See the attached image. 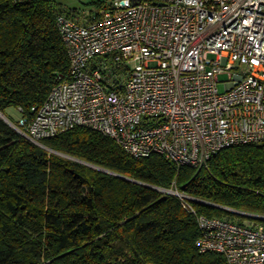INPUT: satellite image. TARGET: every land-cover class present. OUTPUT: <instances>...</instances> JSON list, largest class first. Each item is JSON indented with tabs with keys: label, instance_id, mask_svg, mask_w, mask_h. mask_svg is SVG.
I'll return each instance as SVG.
<instances>
[{
	"label": "trees",
	"instance_id": "1",
	"mask_svg": "<svg viewBox=\"0 0 264 264\" xmlns=\"http://www.w3.org/2000/svg\"><path fill=\"white\" fill-rule=\"evenodd\" d=\"M74 11L61 0H0V112L8 119L9 108L42 104L67 71L57 15ZM42 145L0 115V264H228L200 250L197 215L162 189L198 199L190 200L198 215L264 225L218 207L264 216V143L226 148L201 168L157 153L134 158L86 126Z\"/></svg>",
	"mask_w": 264,
	"mask_h": 264
},
{
	"label": "built area",
	"instance_id": "2",
	"mask_svg": "<svg viewBox=\"0 0 264 264\" xmlns=\"http://www.w3.org/2000/svg\"><path fill=\"white\" fill-rule=\"evenodd\" d=\"M103 1L93 20L57 15L69 67L42 104L18 108L20 134L42 146L86 126L134 158L157 153L196 168L264 143V0ZM162 190L197 215L202 252L264 264L263 224L198 215V199Z\"/></svg>",
	"mask_w": 264,
	"mask_h": 264
},
{
	"label": "rangeland",
	"instance_id": "3",
	"mask_svg": "<svg viewBox=\"0 0 264 264\" xmlns=\"http://www.w3.org/2000/svg\"><path fill=\"white\" fill-rule=\"evenodd\" d=\"M65 2L69 8L75 10L74 15L71 16L77 20H80L81 22H84L87 18L89 19L93 15L100 12V8L97 5L91 4L90 2L92 0H61ZM210 58L214 59L216 58L215 55H210ZM222 79H226L227 75H222ZM220 89L224 90L223 83L220 84ZM7 115L9 116L10 120L13 123L18 122L19 118L21 117V113L17 108H9L7 110ZM250 220L245 219V222H249Z\"/></svg>",
	"mask_w": 264,
	"mask_h": 264
},
{
	"label": "water",
	"instance_id": "4",
	"mask_svg": "<svg viewBox=\"0 0 264 264\" xmlns=\"http://www.w3.org/2000/svg\"><path fill=\"white\" fill-rule=\"evenodd\" d=\"M0 115L12 126L15 128V126L13 125V123L11 122L10 119H8L4 114H2L0 112ZM43 146V145H42ZM88 164V163H87ZM93 166V165H92ZM95 168H98L97 166H93ZM99 169V168H98ZM103 171H108V170H105V169H101ZM158 189V188H157ZM218 207H221V208H224L226 210H229V211H232V212H235V213H238V214H242V215H246V216H250V217H254L255 214H252V213H248V212H243V211H239V210H235V209H232V208H227V207H222V206H218Z\"/></svg>",
	"mask_w": 264,
	"mask_h": 264
}]
</instances>
